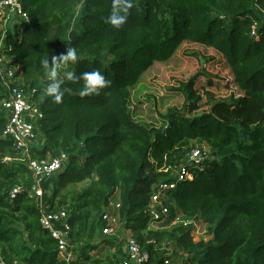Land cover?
Instances as JSON below:
<instances>
[{
  "label": "trees",
  "instance_id": "16d2710c",
  "mask_svg": "<svg viewBox=\"0 0 264 264\" xmlns=\"http://www.w3.org/2000/svg\"><path fill=\"white\" fill-rule=\"evenodd\" d=\"M21 2L30 22L7 43L23 68L19 87L35 91L43 112L32 158L68 156L43 186L47 211L68 214L71 251L84 244L71 264H120L126 257L120 240L102 233L110 200L120 203V222L150 252V264H165L166 241L181 252L174 260L187 264H264V0H132L120 30L105 23L113 0ZM67 47L79 61L66 71L99 70L110 87L81 97L83 82L65 79L62 101L54 103L40 61L49 57L51 64ZM183 47L196 49L184 55L201 58L197 71L175 79L165 94L154 91L155 77L146 83L151 70L175 63ZM6 98L0 84V133ZM178 98L182 104H173ZM145 104L167 107L147 122ZM197 145L209 147L210 159L172 192L171 219L178 210L207 225L212 239L197 241L193 226L148 230L156 186L173 181L171 168ZM19 159L13 142L0 139V264H68L40 225L29 196L36 181ZM16 186L23 190L12 198ZM97 234L113 255L101 257L105 247L90 241Z\"/></svg>",
  "mask_w": 264,
  "mask_h": 264
},
{
  "label": "built area",
  "instance_id": "2783aa9c",
  "mask_svg": "<svg viewBox=\"0 0 264 264\" xmlns=\"http://www.w3.org/2000/svg\"><path fill=\"white\" fill-rule=\"evenodd\" d=\"M29 22L30 17L24 10L21 0H0V84L7 92V98L2 103L7 114V124L4 131L0 133V139L13 142L15 149L20 154V162L26 163L33 173L36 184L29 191V196L36 201L40 210V225L57 241L63 259L71 264L74 259L69 245L72 229L68 222V214L65 211L56 213L47 211L49 205L44 204L45 189L43 186L64 169L68 156L61 153L55 159L41 161L32 158L31 147L37 143L38 139L36 124L42 120L43 112L33 99L35 91L27 94L19 87L17 74L22 72L23 68L21 63L10 55L9 52L13 50V47L7 43L11 36L18 38L23 25ZM209 159L210 152L205 147L197 146L185 156L183 161L171 168L170 175L173 181L160 182L151 197L148 230L164 231L169 227L175 228L179 225L194 226V221L186 219L178 212L177 208L175 209L177 210L175 218L171 219L170 206H175L171 194L178 189L179 184L192 181L195 170L204 171L205 163ZM10 160V158L5 159V161ZM22 190V187L16 186L11 192V197L15 198ZM120 208L119 202L110 200L103 215V221L106 222L102 231L103 235L120 240L126 253V257L120 264H150V252L135 240L129 231H127L129 232L128 236L122 237ZM122 231L126 233L125 229ZM147 244L155 246L156 242L151 240ZM163 246L161 250L164 249ZM164 259L165 264H187L181 259L174 260L170 252Z\"/></svg>",
  "mask_w": 264,
  "mask_h": 264
},
{
  "label": "clouds",
  "instance_id": "9594fccd",
  "mask_svg": "<svg viewBox=\"0 0 264 264\" xmlns=\"http://www.w3.org/2000/svg\"><path fill=\"white\" fill-rule=\"evenodd\" d=\"M132 7V0H113L111 12L105 18V23L116 30H120L126 24ZM78 61L77 50L70 47H67L65 54H61L58 57L53 56L51 64L49 63V57L40 61L44 69V77L48 80L45 94L53 98L54 103L59 104L62 101L64 96L62 85L65 79L73 83L83 82L79 91L81 97L99 95L101 90L110 87L111 81L107 80L99 70L85 72L80 76H76L73 71H66L70 66L77 64Z\"/></svg>",
  "mask_w": 264,
  "mask_h": 264
},
{
  "label": "rangeland",
  "instance_id": "374dc122",
  "mask_svg": "<svg viewBox=\"0 0 264 264\" xmlns=\"http://www.w3.org/2000/svg\"><path fill=\"white\" fill-rule=\"evenodd\" d=\"M186 50H194L196 51V49L192 48V47H183L181 49V51L178 53V56L176 57V61L175 63L171 62L170 64L161 66V67H155L151 70V73L149 75V77H147V82L149 81V79H152L155 77V81L156 83H153L152 87L153 90L155 91V89H157V91L159 93H166V87L167 86H171L174 82L175 79H184L187 78L190 74H193L197 71L198 66L201 62V58H199L198 60L191 58L189 60H187L185 57V51ZM207 55H211L210 53H208ZM213 65V64H211ZM183 102V100L181 98L175 99L172 103L173 104H178L181 105ZM167 106L163 107L160 106L158 109H155V107L152 104H145L144 107H140L141 108V117L143 120L147 121V122H153L151 120V118H156L158 119L159 115H158V111L165 109ZM199 146V145H197ZM206 148L207 151L210 152L209 147L204 146ZM213 160V159H212ZM45 184V183H44ZM43 184V185H44ZM86 186V184H81L79 185L76 189L77 190H81ZM50 200H46L44 198V204L45 205H49ZM65 210H67L66 208H63ZM61 209V210H63ZM193 228L195 229L194 233L196 235L197 241H204V242H208L212 239V235L210 232V229L208 228L207 225H204L202 223H200L199 221H195L194 222V226ZM172 229H174V227H169L167 230L171 231ZM124 230L123 226H120V231L123 232L122 233V237L124 236H128L129 232L126 231H122ZM104 238L103 236H101L100 234H97L94 238L90 239V241L92 242L93 245L98 246V247H105V249H103V254H102V258L105 259V257H107L108 255H113V253H115L113 251V249L111 247H109L108 245L103 246L104 245ZM84 244H80L77 245L73 248V251H71V254L73 255V261H75L76 259H78V256L80 255V251L83 248ZM163 252L166 256V254L168 252L172 253V257L175 258V254L182 257L180 255L181 252L177 251L175 248V245L170 242V241H166L163 244ZM100 251V248L98 250ZM75 253V254H74ZM164 256V258H165Z\"/></svg>",
  "mask_w": 264,
  "mask_h": 264
}]
</instances>
